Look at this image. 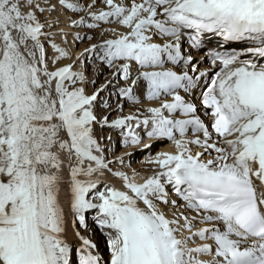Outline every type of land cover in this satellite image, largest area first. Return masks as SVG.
<instances>
[{
	"label": "snow or ice",
	"instance_id": "6c2138e0",
	"mask_svg": "<svg viewBox=\"0 0 264 264\" xmlns=\"http://www.w3.org/2000/svg\"><path fill=\"white\" fill-rule=\"evenodd\" d=\"M60 3L84 13L73 25L100 29L105 22L124 30L104 29L99 42L59 66L71 56L51 30L59 19L40 18L55 5L0 0V264H74L68 227L90 230L91 213L109 255L77 228L76 264H264V0H104L106 10H94L97 0ZM185 37L194 49L218 38L208 51L214 74L183 52ZM47 45L58 66H50ZM88 53L124 81L118 95L133 105L143 104L142 86L148 101L172 99L142 114L98 117L100 94L112 79L86 90L95 80L74 65ZM169 62L199 74L165 67ZM201 78L210 125L180 94H191ZM97 124L127 129L125 145H141L134 128H143L175 151L150 154L153 172L138 181L134 169L129 175L111 167ZM117 161L123 165L124 156Z\"/></svg>",
	"mask_w": 264,
	"mask_h": 264
},
{
	"label": "bare ground",
	"instance_id": "6f19581e",
	"mask_svg": "<svg viewBox=\"0 0 264 264\" xmlns=\"http://www.w3.org/2000/svg\"><path fill=\"white\" fill-rule=\"evenodd\" d=\"M76 2L84 3L85 0H76ZM87 2L91 3V0H87ZM50 4L55 5L54 10L51 12L46 11L43 14H40V18L42 21L45 19H53V18L59 19V23L51 30L60 33L56 37V42L60 44L61 47L66 48L71 54L70 58H65L62 62L59 63V66H62L63 64H67V63H72L73 61L76 60L77 56H79L84 51L85 48H90L92 43L99 42L101 40V33L103 32L104 29L115 27L117 31L124 30L121 26L115 24H107L105 22H100L101 24L100 29H89L86 24L73 25L72 21L79 20L81 15H84V13H75L72 10L65 8L60 3V0H50ZM101 9L106 10L104 0H97L96 9L94 10H101ZM87 21L88 23L93 22L90 17L87 18ZM61 29L63 30V32H60ZM77 33H79L81 37L86 35L90 36L91 34H93L95 35V40L93 41L89 40V42L87 43L77 44L75 43ZM105 38H112L111 33H108ZM217 39L218 38L216 37H212L210 42L208 41L205 42L204 47L200 49H194L191 47L190 41H188L187 37H185L181 41L182 50L185 53H190L193 56L194 61L199 62L197 64V67L200 69V71H204L205 69H208L210 70V74H214V72L217 69L213 68L210 60L208 59V51L209 49L217 46ZM233 46L238 47L239 45L234 43ZM47 47H48V57H49L50 66L51 67L58 66L52 64V58L55 55L54 50L51 49L50 45H47ZM87 62L89 63V66L86 68L85 64ZM90 64H92V66ZM165 67L172 68L173 70L178 72L189 71L190 75L199 74L198 72L193 73L191 71L190 66H185L183 63L179 65H173L172 63L169 62L168 64L165 65ZM74 70L84 71L85 75L90 80L98 79L101 76V74L105 72L106 73L104 77L105 79L100 84H98L95 89H99L101 86L105 85L110 79H112L111 73L113 70L110 69L106 64H103L100 61H98L95 58V56L91 53L86 54L79 63H76L74 65ZM89 70L91 71V74L89 73ZM134 77H135V73H133V78ZM205 83H206V79L201 78L199 82V86L191 94L185 93L183 90H180V94L184 95L186 99H189L192 102L196 103L198 108L197 114L201 116V119H203L206 124L210 125L211 119L210 117L204 115V108L201 104V99H202L201 93ZM92 85H93L92 83H87L85 85L86 90L89 93L93 91V89H91ZM124 86L126 85L122 79L120 81H116L112 79V83L109 85V87L100 94L99 100L101 103L97 107L98 117L107 115L109 119L112 120V119H116L118 116L121 115H128L131 113L142 114L145 112L147 107L149 106L159 107L164 99H168V100L172 99L171 97H161L160 100L148 101L146 99V86H142L145 92V98L142 105L136 106L133 105L130 101H127L125 97L118 95L119 87H124ZM137 94L139 95V91H137ZM108 105H111V107H108ZM118 105L123 106L122 112L119 110ZM165 115H168V113L165 112ZM176 117L182 118V116L179 113L176 114ZM126 131L127 130H124V132ZM124 132H122L119 129L101 127L99 124L94 126V133L96 138L106 149L104 155L107 157V159L113 161L111 167L114 170L120 169L126 171L129 175L133 174V169H134L137 173H139V175L136 176V179L138 181L142 180V178L147 175H151L153 172V168L147 164V159L150 154L154 156L161 151H169V152L175 151L174 145L170 141H168L167 139L149 138L146 135V130L143 128H141L138 131L140 136L144 138V142L141 145L139 146L132 144L125 145L123 143ZM189 135L190 136L192 135L191 131L189 132ZM108 137H111V140H109ZM143 144H151L152 147L149 150L141 151ZM193 150L194 151L197 150L194 145H193ZM125 153H130V155H125ZM122 155L124 156L123 165L119 164L117 161V157H120ZM108 179L110 180L111 183L115 184L117 187H122V182L119 179L112 177L111 174L108 175ZM101 190H103L102 186H101ZM169 192H170V197L176 198L175 193L172 192L171 189H169ZM61 202L64 205L65 209H67L69 206V197L66 189L61 193ZM178 203L183 204V201L178 200ZM161 207L163 208L164 206L161 205ZM164 210L168 212L169 215H171L169 209L164 208ZM187 214H194V213L189 212ZM89 224H90V230L88 231H85L82 226H78V225L73 226L69 224L67 231V238L69 242L77 250L73 257L74 264L78 262V255H79L78 249L81 243L79 237L76 234L77 228H79V231L82 234L86 236H90L93 242H95L98 245L99 252L102 255V257L107 259L109 255L107 245L106 247L101 246L102 241L106 242L105 237L100 232V230L94 224H92V222H90Z\"/></svg>",
	"mask_w": 264,
	"mask_h": 264
},
{
	"label": "rangeland",
	"instance_id": "374dc122",
	"mask_svg": "<svg viewBox=\"0 0 264 264\" xmlns=\"http://www.w3.org/2000/svg\"><path fill=\"white\" fill-rule=\"evenodd\" d=\"M82 37H84V39H82V40L75 39V43H77V44L87 43L90 40L87 37H93V39H91L90 41L95 40V35H93V34H91L90 36L89 35H86V36H82ZM85 65H86V68H87L89 66V63L87 62ZM90 65L92 66V64H90ZM89 73L91 74V71L90 70H89ZM105 74L106 73L103 72L98 79H95V83H92L93 85H92L91 89L95 90V88L97 87V85L100 84L105 79L104 78L105 77ZM143 142H144V138H143ZM93 216H94V213H91V214L88 215V221H89V223L92 222ZM101 246L102 247H106V242H103L102 241Z\"/></svg>",
	"mask_w": 264,
	"mask_h": 264
}]
</instances>
